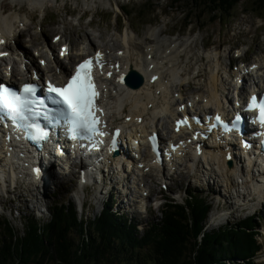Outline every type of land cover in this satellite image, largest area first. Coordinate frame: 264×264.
<instances>
[{
	"label": "rangeland",
	"instance_id": "rangeland-1",
	"mask_svg": "<svg viewBox=\"0 0 264 264\" xmlns=\"http://www.w3.org/2000/svg\"><path fill=\"white\" fill-rule=\"evenodd\" d=\"M20 1L27 2V0L18 1V3L20 4L19 11L21 16L22 14H25L26 17L30 19V21L29 28L27 30L24 31L19 29L18 27L17 30H19V32L20 30L23 31L22 33H24V35L21 38H23L24 40H21V44L29 46L27 48V52L29 54V57L33 59V62L35 64L38 63V56H36L38 52L36 50L41 48L40 43L43 42L44 45H47L48 43L50 44L52 35L55 36L57 34H62L61 40L68 41L71 44L70 47H73L74 50L78 49L79 47H88V41L91 40V43H93L94 47H91L92 49L100 47L105 48L106 45H112L114 43L116 45L112 48L114 51H117V49L119 50V48H122L120 41H122V37L126 30H130L129 32H131L132 30L134 32V34L132 32L134 38L133 42L137 44L135 46V49L137 51H141L143 50V47H141L140 44L144 46L148 43H142V41L151 40V43L155 46V42L158 40L155 37H159V34L157 33L164 27V24H166V26L164 27V32L160 41H163L164 38L168 37H171L170 39L172 41H175L176 36L178 37L177 34H180L179 40L181 60L180 56L176 55L173 52V59L176 60L177 58L176 63L170 61V63L166 65L165 69L167 79H170L171 76L174 74L173 70L175 69V67L179 68V74L181 75L183 82H180L181 78L177 79L179 83H177V86L175 87L177 91H180L178 88L179 85L180 87L181 85H184L186 89L193 88L195 86H200V94L195 96H198L200 99L201 97H204L202 96V94L208 96L210 93V83L212 82V74H214V76L217 75V78L219 79L218 81H221L222 79H227V72L224 71V69H226L225 62L228 58H233L230 53V49L233 46H237L239 48V51L245 50L247 47H251V52H246L244 58L246 60L250 59L251 61H263L264 63V15H261L264 14V12L258 13L255 11L256 8L259 7L258 5H260L261 3L259 0H242L237 6H234L228 16L219 15L223 14V11L208 3L214 2L216 4H220L218 0H45V3H49V6L42 12V15L45 16L43 20L39 18V16H41L40 10H42L45 6V3L43 1H41L42 3H40L41 5L39 6L35 5L34 2L32 6H29V3H25L23 5ZM262 1L264 2V0ZM54 2H56V4H54ZM154 6H156L158 9L156 12L153 13L152 9ZM87 7L91 9L90 13H85L86 17L84 19H81L80 17L81 20L79 19L80 21L79 23H77V17L80 16L84 9ZM212 9L215 10L214 13H211ZM9 10H11L9 4H7L5 0H0L1 17H6L8 20H12V18L15 17L18 19V16L16 15L18 13L16 11H13L7 14ZM182 11H185V14ZM242 11L250 13L251 18L256 15L261 16L263 18L262 30L260 29V26H258L260 25V23L257 25H251L249 21H246V23L241 22V26L244 28L240 27V25L238 24V20H234V18L236 15L240 17ZM159 12H162V15H159ZM213 16L218 17L219 19L215 20ZM22 19L24 21L26 20V18ZM89 20H91L90 23ZM156 20H158V23L156 27H153V22ZM18 22L23 21H21L20 19L18 20ZM26 24H28V22ZM187 25H189L188 29L185 30V26ZM15 26L16 25L13 24L14 29H16ZM37 28H40V32L37 31ZM211 30H215L216 33L213 34L210 38ZM218 31H220L222 35L227 33L228 37H219ZM164 33L168 37L164 36ZM120 34H122V37L119 36ZM184 40H188L189 42L185 44ZM31 42H38V44H32ZM207 44H213L216 46V48L218 46L219 49L217 50V52L219 53V55L221 52H228L227 59H220L219 61V68L223 71H220L218 74L216 72V68H214L215 66L212 64V60L200 56L202 46L205 47ZM162 45L165 47L163 51L171 48L170 45L166 46V44L164 43H162ZM57 49L58 46L54 45L52 48L54 56H56ZM136 50L134 51L135 57L137 54ZM107 51L109 50L107 49ZM163 51L161 49L159 51V54L161 52L163 53ZM160 58L161 60H166L167 56H161ZM199 59H202L203 61L198 62ZM179 60L180 62L177 63ZM17 63H19L18 60ZM216 63H218V60L216 61ZM65 65L67 66L66 61ZM197 71H199V76L195 78ZM189 79L190 83L187 84V80ZM229 81L231 80L228 79L226 82L222 81L221 85H219L220 83H218V86L224 88L221 94H218L219 102L221 100L224 101L223 96L228 90L227 88ZM246 83L247 80H245V85ZM189 84L191 86H188ZM158 87L162 89V93L160 94L162 96H160V99L166 98L167 95L165 89L162 86ZM185 97L187 98L186 100L189 99V95H185ZM190 99H194V97H191ZM183 101L185 100L183 99ZM198 103L201 104V101H199ZM173 105V109H175L177 104L174 103ZM128 108L129 106L126 107L127 115L130 113ZM161 121L163 122L165 120L162 119ZM150 123H152V121ZM203 163L206 165L201 164V167L198 166V170L195 171V174L192 176L187 175L186 170L181 169L180 172L174 174L169 180L170 176L167 173L166 181L169 182V188L168 191L163 192V196L169 199H173L178 203H181L185 198L184 191L186 189V185H188V187L192 189L190 190V192H193V189L203 191L197 193L201 194L207 199V201L211 205V209L214 214L218 215V217L213 214H210L208 216V220L206 221V232L217 230L219 227H225L226 224L234 226L238 220L244 218V216L246 215H250L253 212V209H246L241 211L242 208L239 207L240 201L236 202L235 210H229L231 205H229L230 199L228 195L229 193L233 195V192H229L231 188L230 185L227 182H224L223 184L219 179V175L222 177L225 176L229 183H231L232 181L233 183H237V179L235 178V175L237 174L236 169H227V166H222L221 164L219 165L222 168L217 165H213L217 170V174L215 175L217 177L213 179L214 175L209 170V166H212L211 163L209 161H204ZM200 171H203V174H200ZM155 175L156 178H160L156 173ZM232 178L235 179L232 180ZM64 179L66 180V184L68 186L74 185V188L71 192L66 193L63 190V187L61 186L52 199H47L48 192L50 193L52 191V186L49 188V190L47 187V192L43 190L38 192L39 195H42L41 198L43 200L46 201L47 199L45 203H40L39 205V208L46 212L45 214H42L43 221L35 219V215L31 214V209L33 206L37 207L38 200L35 199L33 201L32 199H30V201L33 203L31 204L28 201L30 198L28 196V193H24V195L22 196L21 190H23V187H21V184L17 186L16 190H19L17 191V195L11 197V194H8V198L6 199L5 196L1 194L0 222L2 226L8 225V227L14 229L15 234L18 237L23 236L24 230L27 228L29 222L36 220L40 221V224L47 223L50 219L48 209L51 207V205H54L55 202H65L69 201L70 199L75 204L76 215L78 219L86 217L87 221H91L96 216V218H98V214L101 212L99 200L97 202L98 204L96 205V208L88 207L86 208L85 213L80 214L78 208V200L82 199V193L80 189L76 187V183L72 184L69 181L67 182V178ZM143 181H145L150 187V197L151 200H154V193L156 192V189L160 188V185L155 184L148 177L144 178ZM158 182L161 183V181ZM251 187L250 189H252ZM29 188L33 189L34 187L32 185H29L26 189L27 191L29 190V193L33 194V191ZM250 189H248L247 192H249ZM173 192H175V195L171 196L170 194ZM25 195H27V197H25ZM93 196L94 192H92L89 198L90 201L93 200ZM11 198H15L14 203L9 202ZM25 198H27V201L25 200ZM18 200H21V202ZM4 201L6 202L4 203ZM259 201V205L261 206L258 207H261V209H257L258 212L256 213V215H258L259 221L258 219H256V223L259 222L260 224H264V196H261L259 198ZM157 204L158 203H154L153 206H156ZM2 205L6 207L3 212L1 211ZM254 205L258 204H256V202L250 203V206ZM115 207L116 205L113 206V210L115 209ZM161 209L162 208L155 211L151 210V214H149L148 217H142V219H140L142 224L138 227L139 230H141L147 223H150V221L159 220V211ZM211 216L216 217L215 222L209 221ZM261 232H263L262 228L259 229V237L261 235ZM138 235H141V233H138ZM259 237L258 240L261 244V251L259 252V255L257 256L256 260L257 262H263L264 244L261 242L263 241V237H261V239ZM73 238H75V241L78 240V236L76 234L73 235ZM127 263L128 261L126 262V264Z\"/></svg>",
	"mask_w": 264,
	"mask_h": 264
},
{
	"label": "trees",
	"instance_id": "trees-1",
	"mask_svg": "<svg viewBox=\"0 0 264 264\" xmlns=\"http://www.w3.org/2000/svg\"><path fill=\"white\" fill-rule=\"evenodd\" d=\"M218 1L215 7L229 12L236 0ZM209 208L188 194L183 204H168L161 220L138 237L107 206L90 223L78 221L71 205L55 206L49 224L40 228L31 221L21 237L0 223V264H259L252 220L206 232Z\"/></svg>",
	"mask_w": 264,
	"mask_h": 264
},
{
	"label": "bare ground",
	"instance_id": "bare-ground-1",
	"mask_svg": "<svg viewBox=\"0 0 264 264\" xmlns=\"http://www.w3.org/2000/svg\"><path fill=\"white\" fill-rule=\"evenodd\" d=\"M30 1L34 2L35 5L39 6V5H41L40 3H42L41 1H43V0H30ZM21 21L24 22L23 19H21ZM16 22H18V19L16 17L12 18V20H8L6 17L2 18L1 15H0V38H6L7 34L11 32V29L13 28V24H15ZM25 23H27V21H25ZM129 31L130 30H126V32L124 33V35L122 37V41H121L122 48H119V50L125 51V53H126V56H125V58H126V60H125V63H126L125 64V68L127 69V71H128V68L130 70L132 69L133 71H136L138 74L142 75L143 77H145V79H147V76L145 75V71H147V69H146L147 66H146V63H145V61L143 59L145 57V54H144L143 50L137 51L135 49V46L137 44H135L133 42L134 41V38H133L134 32L132 30H131V32H129ZM20 32L22 33L23 31L20 30ZM132 32H133V34H132ZM163 43L166 44V42H163ZM115 45L116 44H114V43L112 45L108 44V45L105 46V48L103 47V49L105 51H107V49H108L109 50L108 53H110V52L114 51L112 47H114ZM46 47L49 50L50 47H49L48 44L46 45ZM91 47H93V43H91V40H90V41H88V47H86V46L84 48L81 47V49H79L78 51L82 50L84 52V56H87L88 55L87 53L89 52V50L92 49ZM20 48H21V46H20ZM135 50L137 51V54H136L137 58L134 56V53H135L134 51ZM167 50H168L167 53L165 52L166 51L165 50V51H163V53H161L160 56H158V60H161V58H160L161 56H167L166 60H161V62L162 61L165 62V66L168 65L170 63V61H173L174 63H176V60H177L176 57H175L176 60L173 59L174 54H173L172 49L169 48ZM23 51H24V52H22L23 55H20V58L18 60L19 63H17V59H12V60H10V63H9V66L11 65V73L13 74V79L14 80L23 79V78L29 76V69L37 70V72L41 71V70L43 71V69H40L39 65H38V67L36 65V68H35L34 67L35 63L33 62V59H31L28 56H26V54H25V52H27L26 50H23ZM117 51H118V49H117ZM150 51L154 52L153 50H150ZM38 52H40V56L38 57V59H42V58L46 57V61L48 63L47 68L49 69L48 74L51 73L52 75L58 76V75L55 74V67H56V69H58L60 71L59 73H63V72L66 71L67 67L63 64L62 60L58 56L57 57H53V60H51L49 55H44V52L42 51V49L38 50ZM176 55H178V54H176ZM128 56H129V59L127 60ZM72 58H73V56L70 55L69 60H71ZM23 60H29L28 64L27 63H23ZM156 60H157V58L155 56L154 60H151L150 63L153 64L154 62H156ZM216 65H218V63H216ZM157 66H159V64L155 66V68H157V69H155L153 72L158 73V75H159V71H161V70ZM175 70L176 69L173 70L174 74L171 76L170 79L165 78V76L163 77V73H162V78H160L158 80V82H157L158 86H162L165 89L167 97L163 98V99H160V103H158V105H155L153 107V111H152L153 119H152V122L156 118L159 119V117H157V116L161 115V114H164V112L168 113L167 120L169 118V122H171V118H172V116L175 113V109H173V106H174L173 104L174 103L179 104L180 100H183L185 98V96H182V95H179V100H175L174 98H170V97L168 98V96H170V95L172 96L173 95V90L175 89V87L177 86V83H178L177 79L181 78L179 73L177 72V70L176 71ZM165 73H166V70H165ZM251 73L256 74L257 71H252ZM244 75L245 76H252V75H249V74H244ZM256 76H259V79H258L259 85H264V70H263V72L261 71L260 73L256 74ZM165 79H167L168 85L164 84L163 80H165ZM244 79L248 81V78L244 77ZM211 80H212V82L210 83L211 87H210L209 95L205 96V95L202 94V96H204V97H201V99L198 97V99L201 101L202 105L198 103V100L195 101V99H190V101L194 102L195 105L198 108H201L202 110H203V108H205V109H207V108H213L214 109L215 108V110H218L220 105H221V103H223L225 105H228V108L236 107L235 105L230 104V101L228 99V91L235 92V93H237L239 95H243L244 91L241 92L240 89H237V88L230 89L231 85L228 84V88H227L228 90H227L226 94L223 96V100L224 101H222L220 99L221 101L219 102V98H218L219 95L218 94H221V92L224 90V88L218 86V83L222 84V81H218L219 79L217 78V75L214 76V74L211 75ZM180 82L182 83V79L180 80ZM243 85H245V81H244ZM149 89H150V85L146 81L144 86L142 88H140V89L139 88L132 89V88L124 87V88H121L120 90H115V89L111 90L110 98H109V101L107 102V105L109 106L110 113L112 114V117H110L109 120L112 121L113 118H116V121L117 120H122L126 116L129 117V116H133V115L136 116V117L145 116V111L147 110L146 108H148L147 104L150 103V102H153V103L157 102L156 99H152L151 98L152 95H151V91ZM160 96H162V95H160ZM142 97L144 99H142ZM202 100H205L204 103H203ZM162 101H164V102H162ZM185 101L188 102L189 99L185 100ZM185 101H183V102H185ZM163 105H165V106L163 107ZM128 106H129L128 110H129L130 113L127 115L126 114L127 111H125V109H126L125 107H128ZM197 107H196V109H197ZM165 127H166V129H168V127L166 125H165ZM139 129H140L139 132L142 133L143 135H145L147 133V127L145 126V122H143L142 125H140ZM205 146H206V149L203 151L202 155L200 156V159H204L207 155L210 154L208 156L209 157L208 161L211 163L212 166L213 165H217L220 168H222V167L219 164H221L222 166L223 165L227 166L226 165V160L224 159V157H225V154H223L224 152H222L223 157H221V160H220L219 158H217L214 155V152H211V153L209 152L210 149L207 147V145H205ZM232 163L234 165L237 164L236 158L232 159ZM141 164L142 163L139 162V164H137V166H141ZM198 164H199V162L196 164L195 171H197L198 168L200 167V166L198 167ZM71 165H73L72 162H71ZM208 166H209V164H208ZM212 166H209V170L214 173V176H213L214 178L213 179H215L217 177V176H215L217 174V170L215 169L214 166L213 167ZM248 166L250 168H252V169L253 168L255 169V167L252 164H249ZM256 168L258 169L256 171L257 174L262 175V168H263L262 161L256 163ZM71 169H72V166H71ZM142 170L141 171L138 170L139 171V175L141 177L143 176ZM236 173H237L236 175H238V174H240V175L242 174L243 175V170L242 169H236ZM236 175H235V177H236ZM149 176L151 177V175H149ZM247 178H249L248 174H247ZM232 180H233V178H232ZM141 182H142L141 180H139V179L137 180V184H139ZM22 183H24V185H25V187L23 188L24 192H28L29 193V190L28 191L26 190L29 185H32L34 187L33 189H30V188L29 189L32 190L33 192H36L37 195H39L38 192L42 190V186L41 185L38 186L37 183H29L25 175H23ZM244 185L246 187L248 185L252 186L251 183L248 182V181H245ZM143 187H144V185H143ZM263 187H264L263 185H256L255 187L252 186L251 187L252 189H250L249 192L246 191V196L243 195V197H250L253 194L260 195L261 191L263 190ZM144 189H146V187H144ZM245 190H247V188ZM139 191H141V190L138 189V192ZM130 194H131V191H130ZM30 195L33 196L32 193H30ZM44 195H45V193H44ZM215 219H216L215 216H211L209 221L210 222L211 221L215 222ZM206 227H207V225H206Z\"/></svg>",
	"mask_w": 264,
	"mask_h": 264
},
{
	"label": "snow or ice",
	"instance_id": "snow-or-ice-1",
	"mask_svg": "<svg viewBox=\"0 0 264 264\" xmlns=\"http://www.w3.org/2000/svg\"><path fill=\"white\" fill-rule=\"evenodd\" d=\"M92 64L89 59L77 65L75 73L67 78L63 86L48 82L43 97L37 95L39 89L34 84H24L19 91L0 87V112L12 121L21 122L19 127L25 129L28 139L34 143H43L49 138V132L39 123L41 119L49 123L62 119L67 124L69 138L91 141L103 134L98 127L100 121L97 112H102V109L95 103L99 92L92 75ZM247 109L257 113L254 122L264 128V98L251 97ZM240 119L237 115L231 130H239L237 125ZM215 121L222 123L219 116L215 117ZM177 123L179 126L184 121ZM36 172L38 174V169Z\"/></svg>",
	"mask_w": 264,
	"mask_h": 264
}]
</instances>
